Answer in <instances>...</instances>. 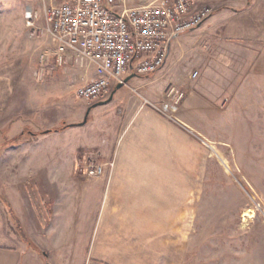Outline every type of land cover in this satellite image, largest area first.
I'll return each instance as SVG.
<instances>
[{
	"label": "rangeland",
	"instance_id": "374dc122",
	"mask_svg": "<svg viewBox=\"0 0 264 264\" xmlns=\"http://www.w3.org/2000/svg\"><path fill=\"white\" fill-rule=\"evenodd\" d=\"M152 1L118 0L128 7ZM247 1L191 0L193 9L210 8L211 16L173 39L166 64L149 75L156 80L136 75L122 87L127 96L137 93L134 87L151 89L158 103L169 86L186 89L177 120L158 112L186 129L189 140H182L185 155L165 170L172 175L158 169L157 175L141 177L147 184L140 201L130 198V207L114 208L111 199L109 215L123 213L134 223L114 227L119 234L113 243L124 247L106 257L117 262L108 264H264L262 47L260 41L249 47L228 36L225 11L221 21L207 24L224 8L242 11ZM49 3L0 1V196L4 187H106L110 178L104 155L88 142L114 138L103 135L98 123L107 108L92 109L116 86L100 101L77 97V87L94 68L74 55L58 61L57 44L44 26ZM28 9L39 15L34 25L27 22ZM63 125L69 126L48 131ZM91 160L105 163L101 175L89 174Z\"/></svg>",
	"mask_w": 264,
	"mask_h": 264
},
{
	"label": "crops",
	"instance_id": "0c3cea01",
	"mask_svg": "<svg viewBox=\"0 0 264 264\" xmlns=\"http://www.w3.org/2000/svg\"><path fill=\"white\" fill-rule=\"evenodd\" d=\"M223 11L227 15L222 21L226 22L228 36L243 39L249 47L253 41H260L259 72L264 77V0H248L242 11L219 10L207 24L221 21ZM146 78L150 82L158 77ZM135 89L137 93L133 91L128 96L122 88L117 89L110 102L92 109L107 108L100 119L104 122L98 123H102L103 135L107 132L114 137L105 142L100 139L88 142L92 149L99 148L108 164L110 178L106 187H4V195L0 196V264L117 263L106 258L119 255L120 247H124L113 243L119 234L114 227L132 224L134 219L123 217V213L109 215L111 199L116 202L114 208L130 207V198L140 201L141 187L147 184L146 178L141 177L157 175L158 169L163 170L160 174L172 175L173 172L165 170H172L173 161L180 154L185 155L182 140L185 143L189 140L186 129L144 102L145 99L158 102L153 90ZM91 120H96L94 115ZM76 127L80 126H72L69 131ZM128 238H133L130 232Z\"/></svg>",
	"mask_w": 264,
	"mask_h": 264
},
{
	"label": "built area",
	"instance_id": "2783aa9c",
	"mask_svg": "<svg viewBox=\"0 0 264 264\" xmlns=\"http://www.w3.org/2000/svg\"><path fill=\"white\" fill-rule=\"evenodd\" d=\"M26 16L29 25L39 18L32 9ZM210 16V8L195 10L191 0H155L132 7L118 0H50L43 12L45 29L57 44L58 61L67 62L74 55L94 68L76 89L77 97L88 102L103 100L132 73L157 72L168 60L173 39L200 27ZM198 74L195 70L192 77ZM187 94L186 89L171 85L162 102H144L177 120ZM104 166L91 160L89 174L101 175Z\"/></svg>",
	"mask_w": 264,
	"mask_h": 264
},
{
	"label": "water",
	"instance_id": "95a60500",
	"mask_svg": "<svg viewBox=\"0 0 264 264\" xmlns=\"http://www.w3.org/2000/svg\"><path fill=\"white\" fill-rule=\"evenodd\" d=\"M135 75H136V74H134V73L128 75V76L125 78V80H124L123 82H120V83H118V84L116 85V87H115V89L113 90V92L111 93V96L109 97V99H107V100H105V101H102V102H99V103H96L94 106H96V105H98V104H100V103H108V102H110V101L114 98V94H115V92L117 91V89L122 88V87H123L125 84H127L128 81H129L131 78H133ZM91 108H92V107L89 108L88 112L91 110ZM86 122H87V117H86L84 123H86Z\"/></svg>",
	"mask_w": 264,
	"mask_h": 264
},
{
	"label": "trees",
	"instance_id": "16d2710c",
	"mask_svg": "<svg viewBox=\"0 0 264 264\" xmlns=\"http://www.w3.org/2000/svg\"><path fill=\"white\" fill-rule=\"evenodd\" d=\"M153 74V73H152ZM149 76V75H148ZM67 126H69V125H63V126H61V127H59V128H56V129H48V131H51V130H64ZM22 234H24V233H22Z\"/></svg>",
	"mask_w": 264,
	"mask_h": 264
},
{
	"label": "bare ground",
	"instance_id": "6f19581e",
	"mask_svg": "<svg viewBox=\"0 0 264 264\" xmlns=\"http://www.w3.org/2000/svg\"><path fill=\"white\" fill-rule=\"evenodd\" d=\"M251 211V210H250Z\"/></svg>",
	"mask_w": 264,
	"mask_h": 264
}]
</instances>
